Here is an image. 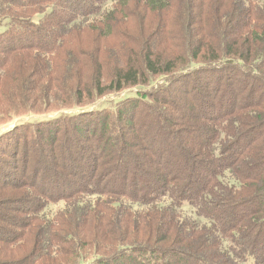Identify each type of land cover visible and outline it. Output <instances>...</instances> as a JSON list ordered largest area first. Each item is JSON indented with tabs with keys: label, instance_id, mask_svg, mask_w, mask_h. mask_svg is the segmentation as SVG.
<instances>
[{
	"label": "trees",
	"instance_id": "16d2710c",
	"mask_svg": "<svg viewBox=\"0 0 264 264\" xmlns=\"http://www.w3.org/2000/svg\"><path fill=\"white\" fill-rule=\"evenodd\" d=\"M20 110L0 264H264V0H0Z\"/></svg>",
	"mask_w": 264,
	"mask_h": 264
},
{
	"label": "rangeland",
	"instance_id": "374dc122",
	"mask_svg": "<svg viewBox=\"0 0 264 264\" xmlns=\"http://www.w3.org/2000/svg\"><path fill=\"white\" fill-rule=\"evenodd\" d=\"M135 50H136V48H135ZM108 70H111V68L107 67V71ZM103 73H104V71H103ZM223 76H226V75L224 74ZM181 85L184 86L183 83H181ZM188 85H189L188 88L190 90L195 91L196 93L199 92L200 96H202V97H203V95H205V94H207L209 92V90H210L209 87H211V86L207 85L205 82H203L200 78H195V77H192V80L189 81ZM181 96H183V95H181ZM185 100L188 101V102L194 101L193 98H190V99L188 98V99H185ZM66 101H68L67 104L63 103L64 100L57 101V102H56V100H54V101H51V102L48 101V102H46L44 104H41L39 106H33L32 105V107L30 108V112L43 111L45 113H48L49 115H57V113L59 112L60 109H57L55 107V105H58V107H60V106H68L69 108L73 106L71 100H66ZM87 101H89V102L84 103V105H80V107H78L77 109L80 110V108H85V109L88 108L90 110V109L94 108V106H92L93 102L90 101V99H88ZM87 104L89 105V107H86ZM143 106L144 105H140L141 108H143ZM71 109H73V108H70V110ZM19 112H23V110H20L18 112H14L15 114L14 115H10L9 118L5 117L4 119H0V139H2V138L4 139L6 134H8L9 132L15 130L18 126H20V124H18V122H20V121H22L24 119L25 120L28 119V116H23L24 114L23 113H19ZM16 113H18V114L16 115ZM33 117L36 118L37 116L33 115ZM13 140L14 139L11 138L10 142H12ZM19 143L21 144V139H20ZM0 146H4L5 148H7L6 142L4 144H3V142H1ZM63 157H64V155H62V153L60 154V156H59V154L56 153L52 157L47 158L48 164L52 165V166L56 165V164H58V159L63 158ZM0 158H2L1 161L12 160L11 156L7 157L6 155H2L1 153H0ZM1 161H0V168H2L4 170H8V171L12 170L10 168V166L4 165V164L1 165L2 164ZM10 164L13 165V162H10ZM13 196H16V195H13ZM61 203L62 202H60V204L53 205L52 209L50 211L53 212V211H58L59 209H61L63 207V206H61ZM184 209H185V211H187L186 208H184ZM2 259H4V258H0V260H2Z\"/></svg>",
	"mask_w": 264,
	"mask_h": 264
}]
</instances>
